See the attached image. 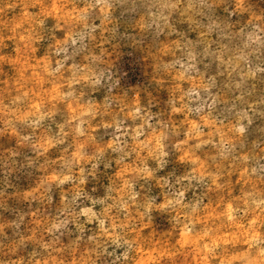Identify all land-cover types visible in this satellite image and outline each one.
Here are the masks:
<instances>
[{"label":"clouds","instance_id":"obj_1","mask_svg":"<svg viewBox=\"0 0 264 264\" xmlns=\"http://www.w3.org/2000/svg\"><path fill=\"white\" fill-rule=\"evenodd\" d=\"M256 2L0 0V210L13 197L29 206L0 220V264H137L145 228L196 237L188 250L197 264H264ZM121 40L139 49L146 83L119 65ZM172 163L179 174L165 171ZM18 168L41 174L31 191L10 183ZM102 174L103 194H89L85 185ZM66 185L57 203L53 188ZM33 202L55 204L54 214Z\"/></svg>","mask_w":264,"mask_h":264},{"label":"rangeland","instance_id":"obj_2","mask_svg":"<svg viewBox=\"0 0 264 264\" xmlns=\"http://www.w3.org/2000/svg\"><path fill=\"white\" fill-rule=\"evenodd\" d=\"M57 0H53V3L55 4ZM64 3L70 4L72 3V0H64ZM255 6L259 7L260 4L254 0ZM222 8L223 5L221 6V9H218V13L222 15H226L225 13H222ZM70 10V9H69ZM236 19H242L241 17H237ZM174 22H176L177 27L185 31L186 34L189 36V38L195 39L196 38V33L195 32H189L188 31V26L185 23L179 22L177 18L174 17ZM53 21L50 19L47 24L50 27ZM58 36H62V32L57 33ZM47 43V41L43 42L41 46V52L43 51L44 45ZM126 41L121 40V52L123 53L122 58L118 62L120 66L124 67L127 69L129 73V79H132L131 82L133 84L138 83V84H144L146 83V78L143 75L147 74V71H145L142 75L144 65L140 61V56L141 53L139 49L136 48H131L126 46ZM39 58H43L42 56ZM169 93L165 90H161L160 95L157 96L156 98L161 101L160 107H163L162 101L166 99V96ZM36 103H39L37 101ZM154 111L158 109H153ZM176 119H179L181 121L184 120V116L181 114H176ZM57 119L59 120L60 117L58 116ZM192 121L190 120V123ZM111 131V130H109ZM99 135V133H98ZM108 139V137H105ZM28 155H31L30 152H27V150H24ZM54 154V153H53ZM55 159V156L52 157ZM23 157H21V160ZM174 159V155H173ZM102 167V166H101ZM183 166L179 164L172 163L169 165V167L165 170L167 171H172L173 169L176 170L177 174L182 171ZM117 172L119 169L116 170ZM41 174L37 172L35 169H28V168H23L20 169L18 168L17 171L12 173L9 176V181L15 188L17 192H22V191H31L33 188H35V183L38 182V178ZM47 175L51 176L54 175L52 172H48ZM113 173H111V170L106 174V176H111ZM240 175L235 174L232 177L233 182L239 181ZM107 178L102 174L100 176L99 181L91 180L89 179L88 183L85 185V190L89 192L91 195H102L103 194V188L101 187L102 183H107ZM31 187V188H30ZM93 188H95V191H93ZM9 192L12 191L10 188L8 190ZM59 191L66 192L68 191L67 185L65 188H62L60 190L56 189L55 187L53 188V198L54 201L57 203L59 202L60 196H59ZM155 189L153 190V194H155ZM238 194V189L236 190ZM87 203V202H85ZM205 203H208V201H205ZM28 203L22 200L17 199L16 197H13L7 202V208L8 210L3 211L2 214H0V220H8L12 219L15 217L16 213L18 211H27L28 210ZM32 207H40L42 214H49L53 213L55 210V204L53 206H48L47 204H40L39 202H33ZM99 208V205L96 206ZM223 209L226 211L228 208V202H224L222 205ZM221 208V198L217 197L215 198V202L212 204V209L213 211H210L207 216L212 217L216 214L217 209ZM207 223V221H205ZM95 222H93V225H90L88 227L94 229ZM161 232H163V229H155V228H145L142 231V236H143V242L140 244L138 248V256H137V264H164L165 260H170V261H175L177 259L179 260H184L185 258L191 259L192 264H197V257L195 256V253L188 250V244L189 241L191 240L193 243L198 242L196 237H190L188 235H185L183 232H181L175 239H170L167 238L166 236L162 235ZM224 235H227V233H224ZM179 245V248L177 247Z\"/></svg>","mask_w":264,"mask_h":264}]
</instances>
